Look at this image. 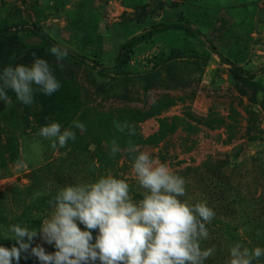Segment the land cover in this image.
I'll list each match as a JSON object with an SVG mask.
<instances>
[{
    "label": "rangeland",
    "instance_id": "obj_1",
    "mask_svg": "<svg viewBox=\"0 0 264 264\" xmlns=\"http://www.w3.org/2000/svg\"><path fill=\"white\" fill-rule=\"evenodd\" d=\"M6 32L20 47L6 66H30L35 54L61 84L51 96L37 93L31 106L10 90L13 107L0 100V235L9 248L10 226L50 217L49 201L23 217L33 200H51L66 185L112 175L142 199L131 175L137 153L123 151L129 142L185 179L182 200L214 210L201 247L216 251L205 264H228L237 242L264 248V0H0ZM53 46L66 48L67 58L57 62ZM73 120L87 131L73 129L65 148L38 135ZM114 122L132 125L135 135ZM113 140L122 149L114 158ZM37 245L56 251L39 235ZM27 262L41 264L31 248L19 264Z\"/></svg>",
    "mask_w": 264,
    "mask_h": 264
},
{
    "label": "clouds",
    "instance_id": "obj_2",
    "mask_svg": "<svg viewBox=\"0 0 264 264\" xmlns=\"http://www.w3.org/2000/svg\"><path fill=\"white\" fill-rule=\"evenodd\" d=\"M49 52L57 62L69 54L59 46ZM33 56L30 66L9 65L0 72V100L8 108L13 107L9 90L20 104L31 106L37 93L51 96L61 87L49 63ZM114 123L119 132L127 129L129 135H135L132 125ZM73 129L87 131L84 123L73 120L66 129L59 122L42 126L38 135L51 141L53 149L65 148L76 139ZM121 151L113 140L110 157ZM123 151L137 153L131 175L145 190L142 199L134 200L129 183L112 175L92 183L66 185L49 200L52 213L38 231L19 224L10 226L13 235L8 239L16 244L11 248L0 246V264H19L21 253L30 248L41 264H205L216 251L215 247H201V242L209 238L207 225L215 218L214 210L206 202L190 204L182 200L186 196L185 179L141 151L139 145L129 142ZM93 231L98 233L95 237ZM38 235L56 251L46 253L40 245L31 247ZM229 254L228 264H254L264 257V248L249 249L237 242L229 248Z\"/></svg>",
    "mask_w": 264,
    "mask_h": 264
},
{
    "label": "trees",
    "instance_id": "obj_3",
    "mask_svg": "<svg viewBox=\"0 0 264 264\" xmlns=\"http://www.w3.org/2000/svg\"><path fill=\"white\" fill-rule=\"evenodd\" d=\"M179 29L186 32H191V28L189 26L184 25H159V29ZM16 37V34H10L8 32L6 33H0V72H2L3 68L6 67L9 60H12L14 56L19 55V45L14 43V38ZM45 37V36H44ZM46 38V37H45ZM135 40L123 45L122 47V53L126 49L130 48ZM121 53V55H122ZM122 58L119 61V64H122ZM50 200V197L48 198H40V199H34L33 202L27 207L26 211L22 214L23 217L26 218H32L34 214H38L42 211V208L47 204V201ZM42 225V219L40 217H33L31 219V225H28V229H38ZM35 241V239H34ZM34 241L31 245H34ZM27 242V240L25 241ZM0 246H4L6 248H9V243L5 240V238L0 235ZM18 246V245H17ZM25 264H29L28 262Z\"/></svg>",
    "mask_w": 264,
    "mask_h": 264
}]
</instances>
